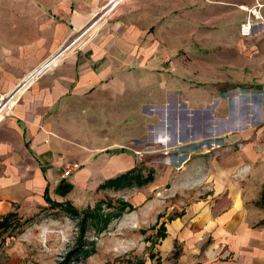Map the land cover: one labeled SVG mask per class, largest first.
<instances>
[{
  "label": "crops",
  "instance_id": "crops-1",
  "mask_svg": "<svg viewBox=\"0 0 264 264\" xmlns=\"http://www.w3.org/2000/svg\"><path fill=\"white\" fill-rule=\"evenodd\" d=\"M113 1L0 0V105L13 95L0 113V223L12 213L47 205V189L59 203L94 194L105 181L135 168L129 143L137 148L167 138L176 147L225 132L232 120L215 123L213 117L224 110L222 86L258 83L264 89V0L263 24L249 37L236 33L232 40L238 43L225 49L231 75L221 68L222 59L214 69L205 62L198 79L192 70L166 69L163 58L171 53L176 25L187 24L190 32L193 3L201 0H119L85 43L52 62ZM253 4L247 8L257 10ZM234 11L236 24L246 20L245 11ZM256 41L263 43L257 47ZM213 99L218 102L210 105ZM68 162L82 167L63 178ZM182 228L169 225L163 245L173 246ZM181 239L183 264H264V247L241 254L242 260H218L215 249L202 256Z\"/></svg>",
  "mask_w": 264,
  "mask_h": 264
},
{
  "label": "rangeland",
  "instance_id": "rangeland-1",
  "mask_svg": "<svg viewBox=\"0 0 264 264\" xmlns=\"http://www.w3.org/2000/svg\"><path fill=\"white\" fill-rule=\"evenodd\" d=\"M201 3L205 5L203 11ZM201 3H193L190 32L187 24L176 25L173 40L168 42L171 53L163 58L166 69L171 73L178 68L192 70V77L198 79L205 62L214 69L215 61L222 59L221 68L229 75L231 68L226 65L230 66L232 57L226 47L238 43L232 40L236 33L249 37L260 27L256 25L259 21L263 24V13L258 18L242 8L253 4L260 12L262 0ZM235 8L247 13L240 24H236L237 18L233 19ZM180 12L177 10V17L182 16ZM222 14H228L229 19L218 18ZM248 23L252 28L244 36L242 26ZM256 42L257 47L263 43ZM220 98L224 110L213 117L215 123L232 120L228 128L225 126L227 132L218 134L215 130L207 137L182 143L169 154H164L163 147L156 143L137 148L128 144L131 147L127 151L137 157L135 167H140L145 175L154 172L152 183L119 191L98 189L94 194L67 201L80 211L105 201L104 208L110 212L108 202L117 205L119 200H125L135 206L133 211L127 210L101 235L90 225L82 240L80 218L65 208L45 204L31 211L15 212L0 227V264H57L70 252V264H183L179 262L184 247L181 237L189 243L186 247L190 251L199 248L202 256L215 249L218 260H242L241 254H251L255 249L263 252L264 89L258 83H230L222 86ZM217 102L213 99L210 105ZM171 224H183L184 228L168 248L163 245L162 236L168 235ZM211 224H216L215 229H211ZM80 244L86 250L95 248L96 252L84 258L77 251ZM191 254L194 253L187 255Z\"/></svg>",
  "mask_w": 264,
  "mask_h": 264
},
{
  "label": "trees",
  "instance_id": "trees-1",
  "mask_svg": "<svg viewBox=\"0 0 264 264\" xmlns=\"http://www.w3.org/2000/svg\"><path fill=\"white\" fill-rule=\"evenodd\" d=\"M153 173L154 172H152L151 170L147 175H145L142 169H140V167L137 166L134 169L124 174H121L116 178H112L105 181L103 184L100 185L99 189L101 190L112 189L115 191H119L127 188H142L152 183L155 180ZM44 199L47 204L54 207L65 208L70 214L77 216V218H80L81 240L85 237L90 225L93 227L97 235H101L103 232H105L108 229L109 225L114 220L122 217L127 210L133 211L135 209V206L133 204L125 200H119L117 202L118 206L113 204L112 201L106 204L107 209H112L110 212H106V208H104V205L106 203L105 201H101L97 203L95 207H89L83 211H80L69 202L59 203L53 201L49 195L48 189L45 192ZM13 215L14 213L5 217L3 221H1L0 227L7 224L9 222V218L12 217ZM166 236L167 235L164 233L162 237L165 238ZM84 247L85 245L82 244H80L77 247L78 249L77 251L82 253L84 258H88L96 252L95 248L91 250H86ZM72 255L73 252L68 253L65 256V258L57 264H70ZM140 264H145V263H140Z\"/></svg>",
  "mask_w": 264,
  "mask_h": 264
},
{
  "label": "built area",
  "instance_id": "built-area-1",
  "mask_svg": "<svg viewBox=\"0 0 264 264\" xmlns=\"http://www.w3.org/2000/svg\"><path fill=\"white\" fill-rule=\"evenodd\" d=\"M110 5L106 9H104L103 11H101V13L99 14V15L102 16V18L105 17V15L108 13ZM103 13H104V15H103ZM99 15H97L92 20V22L89 23L86 26V28H84L83 30H80L78 32H75L73 34V36L71 37V39H69L64 44V46L61 48V50L58 52V54L54 57V59L52 60V62H56V61L60 60L64 55L69 54L71 52H74L75 50H77V48L79 46H81L83 43H85L88 40V38L90 37V35L92 34V31L90 30V27L89 26L93 23V21H95L97 19V17ZM102 18L100 19V21H98V23L96 24V27L102 21ZM246 26H250V23L242 26V33H243L244 36H248L250 34V30L249 29H246ZM8 98H5L2 101V103L4 101H6ZM155 143L156 144H159V145H161L163 147V150L162 151H163L164 154H169L170 153L169 151L171 149H176L180 145L179 144L176 147L175 146H172V145H170V142L169 141H168V144H160V143H157V142H155ZM136 153L142 156V153L141 152H136ZM81 167H82V165L79 162H68V163H64V165H63V174H62L63 178H70L76 172H78L81 169Z\"/></svg>",
  "mask_w": 264,
  "mask_h": 264
},
{
  "label": "bare ground",
  "instance_id": "bare-ground-1",
  "mask_svg": "<svg viewBox=\"0 0 264 264\" xmlns=\"http://www.w3.org/2000/svg\"><path fill=\"white\" fill-rule=\"evenodd\" d=\"M118 1H114L111 5V6H114L115 4H117ZM109 7V8H110ZM243 10L245 11H249V9L247 7H244L242 8ZM252 14L256 15L258 18L260 17L259 15V12L257 10H251ZM99 18L97 17V19L95 21H93V23L91 24L92 26L90 27V30L93 32L94 29L96 28V24L98 23V20ZM252 26H246V29H251ZM90 31V32H91ZM13 101V95L9 96V98L4 101L1 105H0V113H2L10 104L11 102ZM157 143H160V144H168V140L166 138H159V140L157 141Z\"/></svg>",
  "mask_w": 264,
  "mask_h": 264
}]
</instances>
